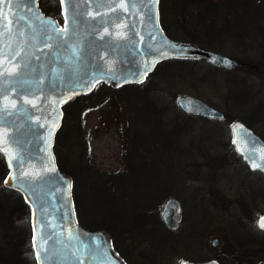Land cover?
I'll return each mask as SVG.
<instances>
[{"label": "rangeland", "instance_id": "rangeland-1", "mask_svg": "<svg viewBox=\"0 0 264 264\" xmlns=\"http://www.w3.org/2000/svg\"><path fill=\"white\" fill-rule=\"evenodd\" d=\"M161 3L173 39L247 65L226 70L206 60L173 61L138 88L101 85L66 110L56 147L59 165L77 179L82 223L106 220L131 264H173L166 258L206 255L228 257L225 264H260L264 236L255 230L264 211V176L250 171L235 152L230 126L242 120L264 139V0ZM41 6L63 21L58 0H41ZM198 7L206 19L197 17ZM181 96L205 101L226 113V121L186 115L177 103ZM172 197L183 207L184 238L183 224L169 232L160 216ZM7 199L19 209L16 217ZM26 208L0 180V239L7 226V240L20 238L24 251L29 248ZM14 220L20 222L17 228ZM1 263L33 264L32 257H0Z\"/></svg>", "mask_w": 264, "mask_h": 264}, {"label": "water", "instance_id": "water-1", "mask_svg": "<svg viewBox=\"0 0 264 264\" xmlns=\"http://www.w3.org/2000/svg\"><path fill=\"white\" fill-rule=\"evenodd\" d=\"M18 2L0 4V28L7 25V34H0V81L6 92L0 93V153L9 169L4 185L19 191L31 207L38 264H75L77 258L81 264H93L89 245L100 248L105 242L110 264H126L107 231L90 230L78 221L73 177L60 171L54 152L63 108L102 82L113 88L142 84L159 63L169 59L202 58L225 69L242 63L199 44L170 38L160 22V0H153L152 18L149 0H87L86 6L82 0H71L75 12L70 0H59L63 24L41 9L40 0L22 9ZM14 21L18 28L13 27ZM46 36L51 37L47 46ZM178 106L187 114L207 118L225 115L193 96H181ZM231 143L251 171L264 174V139L253 128L234 121ZM162 216L167 227L176 230L182 218L180 201L168 200ZM261 217L264 213L256 224L264 231L259 226ZM80 243L83 251L78 249ZM217 244L214 239L213 245Z\"/></svg>", "mask_w": 264, "mask_h": 264}, {"label": "flooded vegetation", "instance_id": "flooded-vegetation-1", "mask_svg": "<svg viewBox=\"0 0 264 264\" xmlns=\"http://www.w3.org/2000/svg\"><path fill=\"white\" fill-rule=\"evenodd\" d=\"M245 63H243L242 65L240 66H244ZM188 115V114H186ZM195 116H199V117H202L206 120H209V121H214V122H225L226 119H227V116H226V113L224 115L223 118H207L205 116H201V115H195ZM9 172V169H8V166L6 164V161H5V158L3 157V155L0 153V180L2 181V183H4L6 177H7V174ZM264 176V175H263ZM3 188H4V184H3ZM5 191H8L10 193H15V194H18V196L21 198L22 202L25 204V206L27 207L26 208V211H27V219L25 220L26 221V224L28 226V240H29V248L28 250H23V247L21 246V239L19 238L17 241H11V240H7L6 238V231H7V226H4L3 227V235H2V239H0V257H32V263L33 264H38V261H37V254H36V251H35V248H34V244H33V236H34V233H33V227H32V221H31V209L30 207L26 204L22 194L14 189H9V188H4ZM179 201L180 199L177 198ZM7 201L10 203V200L7 199ZM181 203V201H180ZM9 206L11 207L12 210H14V214H15V217H16V214H17V211H19V209H16L11 203L9 204ZM7 206V207H9ZM181 207H182V204H181ZM210 211L212 210V208L209 209ZM160 216H161V219L163 220V216H162V209H161V212H160ZM258 217V216H257ZM257 217H256V221H257ZM239 218V216L237 217V219ZM183 219H184V212H183V207H182V218H181V222L178 226V228L176 230H170L164 220V225L166 226L167 230L169 232H176L179 230V228L181 227V224L182 225V235L181 237L184 238V236H186V231L183 232V226H184V222H183ZM28 220V221H27ZM12 222V221H11ZM183 222V223H182ZM20 223V222H19ZM15 220H14V224L12 225V227L14 228H17L18 227V224ZM193 224V223H192ZM190 224V225H192ZM190 227V226H189ZM189 227L187 229H189ZM186 229V230H187ZM196 238V240H199L200 241V237H194V239ZM218 239V238H216ZM214 241V240H213ZM213 241H212V246L213 247H217L218 244H219V239H218V244L217 245H213ZM204 249V248H203ZM29 252V253H26V252ZM122 258L124 259L125 263L126 264H131L132 261L129 260L128 257H124L122 254H121ZM166 257H163L162 259L164 260ZM196 258H199L196 260ZM226 258L228 257H213L211 255H206L204 257H184V258H181V257H173V258H166V259H171L173 264H182L183 261H190V262H194V263H198V264H202V263H207V262H210V261H213V260H216L218 262V264H225L227 260H225ZM161 260V261H163ZM230 261V259H229ZM3 264V263H1Z\"/></svg>", "mask_w": 264, "mask_h": 264}, {"label": "snow or ice", "instance_id": "snow-or-ice-1", "mask_svg": "<svg viewBox=\"0 0 264 264\" xmlns=\"http://www.w3.org/2000/svg\"><path fill=\"white\" fill-rule=\"evenodd\" d=\"M82 2L85 4V6L87 5V0H82ZM158 2V0H157ZM0 4H3V0H0ZM26 4H34V0H19L18 2V9H22ZM70 6L72 7V10L73 12H75V8H76V4L74 3H71V0H70ZM112 7H115V5H111ZM148 7V10H149V18H152V9L154 8V3H153V0H149V4L147 5ZM143 11V9H141ZM39 19V17H38ZM67 19V17H66ZM75 17L73 18V23H75ZM42 24L43 23H50V22H47V21H44V20H41L40 21ZM0 24H3V21H0ZM13 27H19V25L17 23H15V21L13 22ZM56 32H57V35H58V38L60 40H63L64 37L60 35V29L57 28L56 29ZM0 34H7V25H4V27L0 28ZM51 37L50 36H46L45 37V46H47V41L50 40ZM170 47L172 48H176L175 45H170ZM177 51H180L179 49H177ZM165 53L164 52H161L160 55L163 56ZM139 75V74H137ZM15 79H19V77H16ZM0 93H3V94H6L5 90H4V82L3 81H0ZM17 163H19V161H17ZM259 226L261 228H264V217H261L260 220H259ZM72 239H75V236L72 237ZM71 242V241H69ZM106 244L107 242H105V246H102L100 248H96L94 245H89V248H88V256H89V260L90 261H93V264H110V261H109V253L107 251V248H106ZM78 249L80 251H83V243H80L78 245ZM93 258H95L93 260ZM75 264H81L80 260L77 258L75 260Z\"/></svg>", "mask_w": 264, "mask_h": 264}, {"label": "trees", "instance_id": "trees-1", "mask_svg": "<svg viewBox=\"0 0 264 264\" xmlns=\"http://www.w3.org/2000/svg\"><path fill=\"white\" fill-rule=\"evenodd\" d=\"M198 10H199V11H196V15H197V17L200 18L201 20L206 19V17H207L206 12L202 11V10H201V7H198ZM162 25L164 26L165 30L167 31V28H166V26H165V24H164V21H163V16H162ZM167 32H168V31H167ZM173 61L175 62V61H186V60L172 59V60H168V61H165V62L161 63L159 66H161V65H163V64H165V63H167V62H173ZM239 67H242V66H239ZM131 86H132V87H135V88L140 87V85H131ZM127 87H130V86H126V87H123V88H121V89H117V90L120 91V90L125 89V88H127ZM92 93H93V92H92ZM89 95H90V94H89ZM89 95L81 96V97H78V98H76V99L85 98L86 96H89ZM76 99H75V100H76ZM75 100H74V101H75ZM72 105H73V102L70 103V104H68V105L64 108L65 112H66V110H67L69 107H71ZM56 151H57V154H58V158H60L59 151H58V150H56ZM60 167H61V164H60ZM61 169H62V171H64V172L70 174V175L74 178V198H75L76 207H77V209H79L80 202H79V199H78V197H77V195H76V192H75V189H76V187H77V179H76V177L74 176V173H73L72 171H69L68 169L63 168V167H61ZM106 177H107V175H97V180H101V181H103V179H107ZM121 177H122V176H120L119 178H121ZM78 214H79V212H78ZM79 217H80V216H79ZM105 221H106V220H105ZM105 221L102 220V221H100V223H96V224H92V225L87 224L86 226L89 227V228H92V229H105L106 231H109V228H110V227L107 226V223H104ZM255 233L264 236V233L261 232V231H259L257 228H256V230H255ZM110 234L112 235L111 232H110ZM112 237H113V236H112ZM113 239H114V242H115V238H114V237H113Z\"/></svg>", "mask_w": 264, "mask_h": 264}]
</instances>
